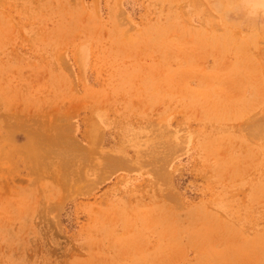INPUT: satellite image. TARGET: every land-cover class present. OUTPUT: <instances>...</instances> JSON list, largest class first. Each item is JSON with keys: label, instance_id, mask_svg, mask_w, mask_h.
Segmentation results:
<instances>
[{"label": "rangeland", "instance_id": "obj_1", "mask_svg": "<svg viewBox=\"0 0 264 264\" xmlns=\"http://www.w3.org/2000/svg\"><path fill=\"white\" fill-rule=\"evenodd\" d=\"M0 264H264V0H0Z\"/></svg>", "mask_w": 264, "mask_h": 264}]
</instances>
